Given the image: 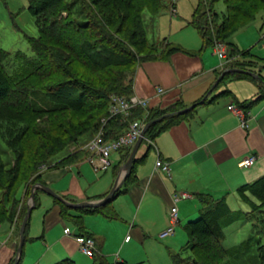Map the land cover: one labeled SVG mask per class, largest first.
Masks as SVG:
<instances>
[{"label": "trees", "instance_id": "16d2710c", "mask_svg": "<svg viewBox=\"0 0 264 264\" xmlns=\"http://www.w3.org/2000/svg\"><path fill=\"white\" fill-rule=\"evenodd\" d=\"M27 1L28 10L35 17L38 27L37 36L27 37L33 56H26L22 51L9 54L0 48V137L8 149L16 153L15 161L9 167H6L0 155V189H3L0 197V223L11 222L13 213H16L17 209H7L6 202H19V188H13L18 179L25 182L32 180L31 184L40 183L39 171L42 165L47 168L84 158L87 152L82 149V145L99 130L103 131L104 138H114L125 130L130 120L143 119L146 123L168 112L184 108L182 103L176 102L160 110L135 106L127 119L119 114H109L111 95L117 94L126 98L132 95L133 74L140 62L159 57L167 58L178 49L166 42V38H162L160 41L168 46L164 55H155V49L144 52L145 48H155V43L147 39L144 12L153 17L158 16L164 9L175 6L173 0ZM216 1L219 0H198L187 23L198 31L205 46H213L216 41H221L226 44L229 57L239 54L244 59L248 58L251 56L250 50H240L228 38L245 24L237 18L240 12L246 14L241 16L242 20L255 13V9H244L241 6L250 0H221L225 5V13L220 21L214 8ZM258 4H263V7L264 0H254V5ZM55 48L69 53L70 62H75L78 66L71 71L66 58L60 56ZM254 64L255 61L252 60L234 59L225 68L247 69ZM236 78L254 79L243 73L229 72L218 85L226 79ZM257 81L256 100L264 96V78ZM70 96L72 98L69 99ZM256 100L236 102V105L246 112ZM188 112L171 114L151 123L144 138L153 140L174 119ZM58 115L59 133L41 131V142L30 148L16 149L11 143L13 141L19 144L26 135L36 133V127H30V122L41 120L45 116ZM9 121L14 124L18 122L21 127L16 126L14 129L11 124H7L2 128ZM9 135H14V138L9 139ZM68 144L74 145V149L70 151ZM65 148L67 152L62 157L51 159L57 151ZM119 151L123 152L122 159L126 160L131 148ZM22 157L30 160L22 164L19 161ZM131 180L130 173L124 180V191ZM121 191L122 187L115 191L113 197ZM198 197L202 205L199 215L187 221L184 226L189 254L182 256L179 252L173 253V264H216L222 260H234L233 256H236L237 249L241 246L224 247L221 242L225 236L223 228L245 218L249 221V216L253 218L258 214L260 216L253 224L252 234L243 250L246 249L249 255L250 249L258 250L259 256L254 258V263L263 258L264 175L237 188L235 199L236 207H240L238 209H232V205L225 198H214L209 194H199ZM26 209L27 206L23 205L22 210L26 212ZM66 210V206L61 203L62 216H65ZM79 211L101 213L108 218L115 217L108 204L84 207ZM71 219L79 224L77 217ZM27 225L28 221L26 228ZM79 233L92 236L82 230ZM22 252L17 264H22ZM92 258L93 264H113L98 252ZM238 258L240 257H236ZM14 261L13 256L8 264H13ZM64 264L74 263L66 261Z\"/></svg>", "mask_w": 264, "mask_h": 264}, {"label": "crops", "instance_id": "0c3cea01", "mask_svg": "<svg viewBox=\"0 0 264 264\" xmlns=\"http://www.w3.org/2000/svg\"><path fill=\"white\" fill-rule=\"evenodd\" d=\"M176 14L174 6L152 18V40L166 38V42L178 49L167 58L140 62L133 74L132 95L146 101L145 109H166L176 102L184 107L195 106L188 109L186 115L174 119L153 140L142 139L128 173H131L132 180L125 186V191L122 184L119 189L122 187L123 191L105 203L115 213L113 218L79 211L84 207H70L51 196L44 187L70 203L100 200L122 177V166L127 160L122 159L123 152H114V161L111 159V165L104 170H94L85 158L44 169L39 176L40 183L30 186L29 199L25 202L26 206L31 204L30 190L36 185L34 206L27 228L26 225L24 228L23 248L26 241L30 244L22 248V261L27 256L32 261L30 264H38L56 244H59L61 252L73 254L79 249L75 235L82 230L92 234L96 252L107 260L118 248L115 261L111 263H142L139 255L124 248H135L152 234L158 235L165 229L169 225V211L173 205L177 207L179 224L181 218L193 220L202 207L199 194L228 200L239 186L264 174V96L256 100L257 80L264 78L261 68L264 67V58L260 59L255 54L245 59L234 56L232 60L255 61L246 70L257 73L260 78L248 75L254 79H226L218 85L221 79L215 83L217 77L232 60L222 63L213 46L203 44L199 33V36L189 31L181 34L183 32L180 31L191 25ZM231 82L233 84L229 88ZM157 88H162V91ZM251 100L256 101L246 112L243 111L247 122L244 127L240 116L232 112L228 104ZM249 154L257 155L254 164L240 167L238 161ZM158 158L168 163L169 174L156 168ZM177 192H186L189 197L174 203L173 195ZM61 203L67 209L65 216L61 214ZM70 217H77L79 224ZM67 221L74 224L73 231L66 226ZM99 224H106L111 232L103 231ZM12 226L7 221L0 223V264H8L16 255L20 226L18 231ZM126 236H130L128 240ZM37 241H40L41 251L33 260L30 249Z\"/></svg>", "mask_w": 264, "mask_h": 264}, {"label": "rangeland", "instance_id": "374dc122", "mask_svg": "<svg viewBox=\"0 0 264 264\" xmlns=\"http://www.w3.org/2000/svg\"><path fill=\"white\" fill-rule=\"evenodd\" d=\"M70 1V0H69ZM175 2L176 6V16L178 18H183L189 20L191 18V14L193 12V8L197 4L198 0H173ZM263 4H258L257 6L254 5V0H250L246 3H243L241 6L244 9H255V13L252 17H249L245 20H242L241 16L246 14H241L240 12L237 16L239 20L242 21L243 26L239 27L236 31L233 32V34L228 38L230 41L234 42L236 45H238V48L240 50H247L249 49L251 54H255L258 56V58L263 59L264 58V6ZM255 6V7H254ZM173 7V6H172ZM168 7L167 9H170ZM215 11L219 14L218 20L220 21V18L223 13H225V5L224 3L219 0L214 3ZM173 12V11H172ZM144 21L146 23V32H147V39L149 42L155 43V48H145L144 52L146 51H152L155 49L156 53L155 55H164V53L168 50V46L164 42H161L160 39H154L152 40V35H154V31H152L151 23L153 16H151L149 13L144 12ZM168 16V12H167ZM175 16V15H173ZM157 17V16H155ZM212 20V17H210ZM150 25V26H149ZM186 32H193V34H196L199 36L198 32L195 31V29L191 26L185 27V29L181 34H184ZM38 35V27L35 23V17L31 15V13L28 10V1L27 0H0V48L7 51L9 54H13L17 51H22L25 53L26 56H33V52L29 46V43L27 41L28 36L35 37ZM121 36V35H120ZM160 41V42H159ZM58 50L60 56H64L67 60V63H69V68L71 71H73V68L77 67L78 64L75 62H70V56L69 53L55 48ZM160 49V51H158ZM228 52V48H227ZM239 55V54H238ZM256 56V57H257ZM228 58H230L227 55ZM233 59L230 58V61ZM233 61V60H232ZM14 62V61H13ZM73 66V67H72ZM262 68V74L264 75V67ZM233 82L229 84V88L232 86ZM72 98V96L69 97V99ZM60 116H45L41 120H35L34 122H30V127H36L34 134H28L25 137H23L22 141L17 144L15 142H11L14 144L16 149H21L22 147L30 148L33 146H37L41 140H39L41 131H51L59 133L58 129V123H60ZM7 124H11V126L16 129V126H20L18 122L14 124V122L9 121L3 124L2 128H5ZM23 126V125H22ZM21 127V126H20ZM96 134V133H95ZM1 135V134H0ZM13 137L14 135H9V139ZM69 150L71 151L74 149V145H67ZM67 148L61 149L55 153V155L52 156V160H55L57 158L62 157L65 152H67ZM114 153V152H113ZM112 153V154H113ZM15 152H12L8 147L5 145V142L0 137V155L6 165V167H9L13 164L15 161ZM112 154L110 156V159H113L114 161V155L112 157ZM87 153L85 155V160L87 161ZM29 161L30 158L28 157H22L20 158V163L24 164L26 161ZM252 166V165H251ZM246 168V167H244ZM46 169L45 165H42L40 167L39 175L40 173ZM247 170V169H246ZM264 174L258 176L261 177ZM257 177V178H258ZM36 178H34L35 180ZM256 179V178H255ZM19 179L14 183L13 188L18 187L17 191V198L18 203L15 202H6L7 209H17L16 213H13L12 221L9 222L12 223V227L16 231H18V228L22 222V219L25 215V212L22 210V206H26V200L29 199V189L32 185V180L30 182H25L24 180ZM19 184V185H18ZM241 185V184H239ZM23 190V196L20 197V192ZM3 195V189H0V197ZM122 196V195H119ZM236 192L234 191L233 194L230 195L228 198L229 203L232 205V209H238L239 206L236 207L237 202L235 199ZM123 198V197H121ZM245 206V205H244ZM7 210V211H8ZM36 210L33 209V211ZM130 211V210H129ZM128 211V212H129ZM198 215L195 214L193 217H196ZM260 215L253 218L249 216L250 219L247 221V219L235 221L232 224H229L223 228L224 231V238L222 239V245L224 247H237V245H240L241 247L237 249L236 256H233L234 260H222V262L216 263V264H264V255L263 258L259 261L257 260L256 263H254L255 259L259 256L258 250L255 248L250 249L251 253L250 255L246 252V249L243 250L246 246V242L249 241V237L252 234L253 230V224L256 222V218H258ZM193 217H191L193 219ZM188 218L187 220H189ZM186 219L181 218V223L178 222L175 224V232L172 235L166 236L165 238H159L157 234H152L147 241H145L143 244L139 243V246L132 248L127 246L125 249L129 250L130 252H133L141 259H143L142 263L139 264H173L171 255L173 253L179 252L182 256H187L189 254V251L186 246L187 242V235L186 231L184 229L185 223L187 221ZM8 222V221H7ZM118 222V221H116ZM66 226L70 228L71 231H73V228H75L74 224L71 221H67ZM93 225L96 224V222H92ZM100 229L103 231L111 232V228L107 227L106 224H99ZM9 228V227H8ZM15 232V231H14ZM67 232V230H66ZM155 233V232H154ZM11 236V235H10ZM262 241L264 246V234L262 235ZM130 237V236H129ZM171 238H174L171 240ZM29 241H26L24 243V248H27L29 246ZM18 247V246H17ZM16 247V248H17ZM23 248V249H24ZM235 248H233L235 250ZM59 247V244H56L53 246V248L48 251V249H45V251H48L46 253L44 259L40 260L38 264H64L66 261H72L74 264H93V259H91L90 256L85 255L80 251V249H77L73 254L69 253L66 254L64 252H61ZM120 249V248H119ZM17 250V249H16ZM40 241H37L32 244V247L30 249V252H32L33 260L36 259L34 256L38 255L40 253ZM104 252V251H103ZM118 252V248H115L114 252L111 253L110 257H108V260L111 262L115 261V254ZM27 255V254H26ZM16 255H14L15 257ZM13 257V256H12ZM11 257V258H12ZM236 257H240L236 259ZM10 258V259H11ZM32 261L29 259V257L25 256V259L22 261V264H30Z\"/></svg>", "mask_w": 264, "mask_h": 264}, {"label": "built area", "instance_id": "2783aa9c", "mask_svg": "<svg viewBox=\"0 0 264 264\" xmlns=\"http://www.w3.org/2000/svg\"><path fill=\"white\" fill-rule=\"evenodd\" d=\"M213 49L218 58L222 63H227L230 58L227 57V46L224 42L216 41L213 45ZM159 92L162 88H157ZM135 106L146 107V101L143 98H138L135 95H131L129 98L120 96L117 94L111 95L109 114L110 116L121 115L124 119L131 114V109ZM228 108L239 115L241 118V125L246 127L247 122L245 114L241 108L233 103L228 104ZM104 120V119H103ZM145 122L143 119H133L128 121L125 130L114 138H104V133L99 130L91 139L82 145V149L87 152V161L92 165L94 170H104L111 165L110 156L113 152L119 151L124 148H132L136 140L141 135ZM257 159V155L249 154L244 156L238 161L240 167H249ZM156 168L162 169L164 172L169 174L168 163L160 158L156 160ZM189 197L186 192H177L173 195L174 203L178 200ZM178 222L177 207L173 205L169 211V225L159 232V238H165L166 236L172 235L175 231V224ZM68 232V231H67ZM126 240L129 236H126ZM75 240L82 253L87 256H93L96 252V241L92 236L84 234H76Z\"/></svg>", "mask_w": 264, "mask_h": 264}, {"label": "water", "instance_id": "95a60500", "mask_svg": "<svg viewBox=\"0 0 264 264\" xmlns=\"http://www.w3.org/2000/svg\"><path fill=\"white\" fill-rule=\"evenodd\" d=\"M229 72H240V73H244L247 75H250L254 78L259 79V75L253 71L250 70H246V69H242V68H236V67H231V68H225L224 70H222L221 74L217 77L216 82L217 83L220 79H222V77ZM213 89V87H212ZM206 96H204L200 101H204ZM193 106H195V104H192L188 107H184L176 112H169L164 114L163 116H160L154 120L151 121H147L144 126L143 129L141 131V135L139 136V138L136 140L135 144L132 147V150L127 158V160L125 161V163L122 166V177L120 178V180L117 182V184L108 192V194L100 199V200H87V201H83V202H79V203H70V202H66L60 195L56 194L52 189L48 188V187H44V190H46L51 196H53L54 198L60 200L61 202H64L65 204L69 205L70 207H97L100 205L105 204L107 201L110 200V198L113 196V194L115 193V191L117 189H119V187L123 184V181L125 179V177L128 175V173L130 172L131 168H132V164H133V159L135 156V153L142 141V139L144 138L145 132L148 129V127L150 126L151 123L153 122H157L160 121L161 119H163L164 117L169 116L170 114H180L183 113L185 111H187L188 109L192 108ZM36 187V185H33L31 190H30V201L31 204H28L25 215L22 219V222L20 224V228H19V244L16 250V256H15V261L13 264H17L18 263V259L20 257V254L22 252V248H23V242H24V228L26 225V222L28 220L29 214L31 212L32 207L34 206V197H35V193H34V188Z\"/></svg>", "mask_w": 264, "mask_h": 264}]
</instances>
